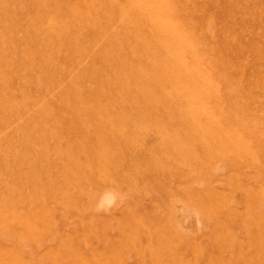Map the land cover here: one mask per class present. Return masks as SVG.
I'll list each match as a JSON object with an SVG mask.
<instances>
[{
    "label": "rangeland",
    "instance_id": "rangeland-1",
    "mask_svg": "<svg viewBox=\"0 0 264 264\" xmlns=\"http://www.w3.org/2000/svg\"><path fill=\"white\" fill-rule=\"evenodd\" d=\"M0 264H264V0H0Z\"/></svg>",
    "mask_w": 264,
    "mask_h": 264
}]
</instances>
